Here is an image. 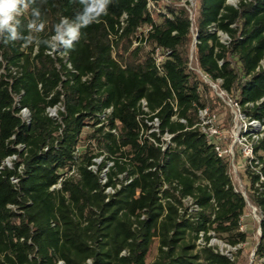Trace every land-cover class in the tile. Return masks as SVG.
I'll return each instance as SVG.
<instances>
[{"label":"trees","instance_id":"16d2710c","mask_svg":"<svg viewBox=\"0 0 264 264\" xmlns=\"http://www.w3.org/2000/svg\"><path fill=\"white\" fill-rule=\"evenodd\" d=\"M237 1L195 0L190 11L181 0H112L63 55L0 41V264H264V136L254 146L259 163L242 166L196 126L204 108L226 112L222 130L232 125L204 77L264 125V0ZM38 6L43 39L83 7ZM233 165L247 178L243 189ZM250 205L261 214L253 228L243 223ZM214 237L244 247L232 259L211 246Z\"/></svg>","mask_w":264,"mask_h":264},{"label":"clouds","instance_id":"9594fccd","mask_svg":"<svg viewBox=\"0 0 264 264\" xmlns=\"http://www.w3.org/2000/svg\"><path fill=\"white\" fill-rule=\"evenodd\" d=\"M46 4L47 0H40ZM82 5V11L78 12L74 19L61 17L54 25V34L48 38H39L36 34L43 31L45 22L40 19L41 12L38 0H0V41L5 44L15 41H23L24 47L29 45H45L50 51L49 55L60 49L67 54L74 49L83 33L82 29L94 23H100V18L107 15L108 6L112 0H78ZM28 17L26 30L29 35L21 31V17Z\"/></svg>","mask_w":264,"mask_h":264},{"label":"built area","instance_id":"2783aa9c","mask_svg":"<svg viewBox=\"0 0 264 264\" xmlns=\"http://www.w3.org/2000/svg\"><path fill=\"white\" fill-rule=\"evenodd\" d=\"M227 40H228V37H227ZM155 59H156V62L158 65H160L164 60V56L161 54V52L159 50H157V52L155 54ZM191 68L195 70V68H193V67H191ZM204 79L217 92L218 96L225 101V103L227 104V106H229L231 112L233 113V115L235 117H238V116H240V118L245 117L247 120H249L248 128L242 134V138L244 139L245 144L247 143V145H244L245 149L242 148V151H243L242 155L244 158L243 164L245 166L258 164L259 160L254 155V146L264 136V125L258 120L247 118L246 115H244V113L242 112L240 105L237 102L233 101L232 98L228 97V95L226 94V92L224 90L220 89L217 84H213L212 82H210V80H208L206 77H204ZM221 83L222 82L219 81V84H221ZM218 88H219V90H218ZM19 101H20V97L17 99V102H19ZM57 108L62 110L61 107H57ZM57 108H54V109H57ZM143 109L145 111H148L146 101H143ZM50 110H53V109H50ZM175 110L177 111V108H175ZM110 112H111V110L107 111V113H110ZM232 113H231V115H232ZM21 117L24 119V121H26L27 123H30V112L27 108L22 109ZM175 119H177V117H175ZM181 121L185 123V120H181ZM150 125H152L151 132H159V129H158L159 123H158L157 119H155V121L153 123H150ZM196 126L200 128L202 133L204 135H206V137L208 138L209 141H211L215 144V149H216L219 156H223L224 154L228 153L231 155V157L233 156V158H234L232 148H229L228 150L223 149L222 142L226 141V136L223 135L222 129L218 125L217 115L214 114L213 112H211V110L209 108H204V109L199 110V122L197 123ZM231 136H232V128H231ZM244 136H246V137H244ZM171 138H172V135H170V134L164 135L163 140L166 142V144L162 145L163 149H166L168 147V145L171 142ZM80 150L81 149L79 146L77 148V153H76L77 157L80 154ZM244 151H245V153H244ZM103 158H105V156H100L94 160L95 164L93 166H91V169L94 172H98L99 166L104 161V160L103 161L101 160ZM12 159H15V158H12ZM112 166H113V163L108 162L107 165L101 170L100 179H101L102 184H106L108 182V174H109L110 168ZM119 178L121 180L123 179L121 176ZM262 179H264V178H262ZM14 182H17V180L14 179ZM125 183H127V181ZM60 186L61 185H58L56 187L59 188ZM118 187H120V184L118 185ZM114 192H115V189L112 187H109L106 190L107 194H113ZM191 202L192 201L190 200L189 203L191 204ZM254 255H255V253L252 254V260L254 258Z\"/></svg>","mask_w":264,"mask_h":264},{"label":"rangeland","instance_id":"374dc122","mask_svg":"<svg viewBox=\"0 0 264 264\" xmlns=\"http://www.w3.org/2000/svg\"><path fill=\"white\" fill-rule=\"evenodd\" d=\"M237 3H238L237 0H229V4L230 5H237ZM181 4L183 6H186V8L191 11V9L195 5V0H181ZM222 39H223L224 42H226L227 41V36L226 35H222ZM218 90H219V88H218ZM214 94H216L218 96V94H217V92L215 90H214ZM218 108L220 109V107H218ZM59 111H60L59 108L53 109V110L49 111V114L52 117H57ZM217 112H218V110H217ZM214 114H216V113H214ZM225 116H226V112H223L222 114H220L219 117L217 115L218 125L221 122V127L223 126L222 123H223V121L225 119L224 118ZM231 120H232V125H231L230 129H224V130H222V132H223V135L226 136V141H228L227 138L230 141L228 149L232 148L234 156H235V153H238L240 155L242 166H244V164H243L244 163V158H243V155H242V153H243L242 148L245 149L244 145H247V143L245 144V141L242 138V134L248 128L249 120H247L245 117H243V118H240V116L235 117L233 115V113H232ZM231 128H232V136H231ZM244 137H246V136H244ZM97 148L98 147L96 146V152H98ZM244 153H245V151H244ZM13 160L14 159L7 160L6 161V165H8L10 167L13 166ZM101 160L103 161V160H105V158H103ZM239 167H240L239 165H233V171L235 173L234 182H235V184H236V186L238 188L243 189V185L245 184V182H247V178H244L243 181H242V179H240V177L238 176ZM260 219H261V214L258 211V209L255 208L254 206L250 205V210L247 211V217L243 220L244 221L243 223H248L249 226H251L253 228L252 221H255V222L259 223ZM260 233H261L260 229L258 228L257 232H256L255 239H257L260 236ZM211 246L214 247L217 251H219V252H221V253H223L225 255H228L232 259H236L237 254H238V250L244 247L243 245L238 246V247H231L227 243H225L224 241L218 239L217 237H214L211 240ZM251 251H253V249ZM251 251H250L249 248H246L243 251V255H241V260L244 259L245 257H247L249 255V252H251ZM157 254H158V243L155 242L153 247H152L151 253L149 255L148 262L149 263L153 262L156 259ZM248 262H247V264H248Z\"/></svg>","mask_w":264,"mask_h":264}]
</instances>
